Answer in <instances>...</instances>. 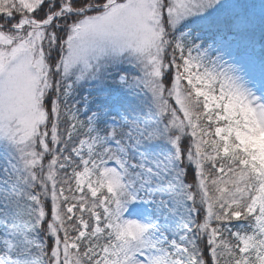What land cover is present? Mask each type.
<instances>
[{
	"label": "snow or ice",
	"instance_id": "snow-or-ice-1",
	"mask_svg": "<svg viewBox=\"0 0 264 264\" xmlns=\"http://www.w3.org/2000/svg\"><path fill=\"white\" fill-rule=\"evenodd\" d=\"M0 264H264V0H0Z\"/></svg>",
	"mask_w": 264,
	"mask_h": 264
}]
</instances>
